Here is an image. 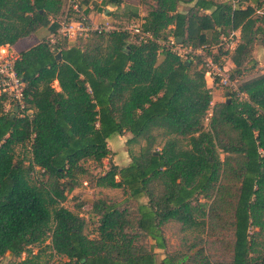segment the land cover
<instances>
[{
	"label": "trees",
	"instance_id": "trees-1",
	"mask_svg": "<svg viewBox=\"0 0 264 264\" xmlns=\"http://www.w3.org/2000/svg\"><path fill=\"white\" fill-rule=\"evenodd\" d=\"M76 1L84 15L111 6L110 19H138L125 0ZM263 3L138 0L140 27L193 49L238 31L230 54H211L226 73L219 59L229 57L237 79L254 67L255 44L264 48ZM65 7L0 0V46L55 33ZM44 40L14 62L24 110L3 112L0 93V261L37 264L32 249L48 241L56 264H264V71L236 84L244 97L211 103L199 59L184 64L153 41L91 33L51 50ZM123 134L129 161L118 166L107 140ZM84 177L120 198L100 194L87 217L63 208Z\"/></svg>",
	"mask_w": 264,
	"mask_h": 264
},
{
	"label": "built area",
	"instance_id": "built-area-1",
	"mask_svg": "<svg viewBox=\"0 0 264 264\" xmlns=\"http://www.w3.org/2000/svg\"><path fill=\"white\" fill-rule=\"evenodd\" d=\"M94 1L99 3L102 0ZM257 12L264 13V5ZM140 23L118 25L110 23L108 19L101 22H91L87 15L82 13L78 1L66 0L65 12L58 22L57 31L49 34L44 43L52 50L53 44L61 39L67 42H74L77 39L86 38L91 33L107 34L111 32H123L133 38L136 43L153 41L156 45L165 48L182 61H195L199 59V67L204 69V80L207 78L212 84L225 87L228 92H233L240 98L244 97L242 93L237 92L235 80L231 79L229 74L224 72L211 58V54L218 47H222L223 51L230 54L238 42V31L229 33L227 37L221 38L220 42L215 45H202L193 49L189 46L176 43L175 39L171 36H167L164 40H154L148 32L142 31ZM16 58L17 55L10 50L8 45L0 46V93L6 96L3 106V112L5 113L10 111L12 107H15L16 111L21 112L24 110L22 102L23 85L13 68ZM224 58H226L225 55L220 60Z\"/></svg>",
	"mask_w": 264,
	"mask_h": 264
},
{
	"label": "rangeland",
	"instance_id": "rangeland-1",
	"mask_svg": "<svg viewBox=\"0 0 264 264\" xmlns=\"http://www.w3.org/2000/svg\"><path fill=\"white\" fill-rule=\"evenodd\" d=\"M125 3H127L129 6H134L136 10L140 12H145L144 7L138 4V0H125ZM264 5V3H263ZM120 11V10H119ZM119 14H116L114 19H108L110 23L118 24V25H124V24H130L134 23L137 24L138 20L133 18H128L127 14L120 15L121 12H118ZM251 59L254 62V67L249 69L246 67L245 73L242 75V77L234 79L235 85L238 84L241 80L248 79L250 77H253L257 74H260L264 71V48L257 42L252 50ZM220 60V59H219ZM224 68L228 71L227 73L229 76H234L233 72L229 70L228 67L231 66L229 57H226L219 61ZM205 81H209L207 78H205ZM211 83V82H210ZM211 90V95L213 97V100L216 99L219 101L225 100V93L228 92L225 91L226 89L219 85L211 86L209 85ZM128 134H123L122 136H113L112 138L107 140V147L112 152V161L118 166H121L128 163V155H127V147L125 146V141L128 139ZM130 149L133 152H136L138 149V145L130 146ZM107 162L103 161V165L106 166ZM101 169H94L92 167H89V173L90 175H95L99 172ZM80 184H78L69 194L66 196V200L62 202L60 205L73 212L78 214L79 216L87 217L89 212V205L91 201L95 198H97L100 194L106 195L108 197L112 198H120V191L118 190H107V189H96L92 186L90 180L88 178H82L80 179ZM166 235L169 239V243L173 244L175 242L174 237L170 235V231L168 230L166 232ZM48 244V241H45L43 245L39 247H35L32 249V253H38V259L37 264H56L57 258L56 257H50V252L43 247ZM156 253V259L159 260L162 258L163 252L160 250H155ZM22 258L24 255L21 256ZM0 264H4L3 261H0Z\"/></svg>",
	"mask_w": 264,
	"mask_h": 264
},
{
	"label": "crops",
	"instance_id": "crops-1",
	"mask_svg": "<svg viewBox=\"0 0 264 264\" xmlns=\"http://www.w3.org/2000/svg\"><path fill=\"white\" fill-rule=\"evenodd\" d=\"M94 3L98 4L96 1L92 0ZM191 4L187 5V4H181L179 6V10L183 11L185 10L187 7H189ZM99 7V6H98ZM100 8V7H99ZM116 11L115 7H111V6H105L103 8H101V12H96L94 10H91V12L87 15V17L89 18V20L91 22H101L102 20H107L110 19L111 16L114 12ZM137 16H138V22H141L139 20V18L143 17L145 12H140V11H136ZM48 32L46 28H39L35 34L33 35L32 39H21L19 41H17L13 46H9L10 50L15 53L16 55H18L19 52L26 50L27 48H29L30 46L42 41L43 39H46L48 36ZM73 42H69V44H72ZM205 85L207 88L210 89L209 85L214 86L215 84L210 83L209 81H205ZM51 87L55 90L58 91L59 88L57 86V82L53 81L51 83ZM211 91V90H210ZM212 93V92H211ZM215 102H220L219 100H213V97L211 95V103H215ZM127 162L121 166L126 165Z\"/></svg>",
	"mask_w": 264,
	"mask_h": 264
},
{
	"label": "water",
	"instance_id": "water-1",
	"mask_svg": "<svg viewBox=\"0 0 264 264\" xmlns=\"http://www.w3.org/2000/svg\"><path fill=\"white\" fill-rule=\"evenodd\" d=\"M175 42L176 43H180L181 42V39H178V38H175ZM55 59H58L59 58V53H57L55 56H54ZM184 64H187V61L184 62ZM228 93H225V97L228 98ZM13 112H16V108L14 107L13 108ZM13 115L10 116V118H12Z\"/></svg>",
	"mask_w": 264,
	"mask_h": 264
}]
</instances>
